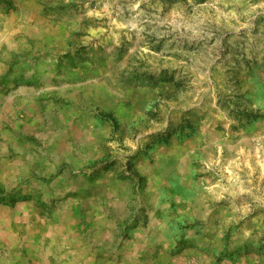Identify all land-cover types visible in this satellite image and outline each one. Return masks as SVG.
<instances>
[{
    "label": "rangeland",
    "instance_id": "1",
    "mask_svg": "<svg viewBox=\"0 0 264 264\" xmlns=\"http://www.w3.org/2000/svg\"><path fill=\"white\" fill-rule=\"evenodd\" d=\"M0 264H264V0H0Z\"/></svg>",
    "mask_w": 264,
    "mask_h": 264
}]
</instances>
